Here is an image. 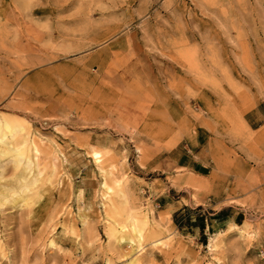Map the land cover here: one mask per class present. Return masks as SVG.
<instances>
[{"label":"rangeland","instance_id":"rangeland-1","mask_svg":"<svg viewBox=\"0 0 264 264\" xmlns=\"http://www.w3.org/2000/svg\"><path fill=\"white\" fill-rule=\"evenodd\" d=\"M3 118L41 150L0 158V264H264V166L230 174L264 160V0H0Z\"/></svg>","mask_w":264,"mask_h":264},{"label":"bare ground","instance_id":"bare-ground-1","mask_svg":"<svg viewBox=\"0 0 264 264\" xmlns=\"http://www.w3.org/2000/svg\"><path fill=\"white\" fill-rule=\"evenodd\" d=\"M29 129H30V127H27L26 125H23V124H20L16 121H13L10 118L0 119V158H2V156H5V155L8 157L9 156L13 157V159H11V160L14 161L15 167L21 170L18 177H20L22 175V173H24V171L26 173H29L33 166H34V168L35 167L37 168V166L34 163H33L34 164L33 166H31V164H32V162H35L34 156H36V155L34 153L37 154V152H39V149H40L39 148V142L35 137H33V134L31 135V133H30L31 129L30 130ZM37 158H39V157H37ZM91 158L93 160H95V162H100L101 155H100L99 151H97V150L92 151L91 152ZM41 169H43V168H40V170ZM38 171H39V169L36 172L37 175L35 176V178L31 179L30 185L28 187V192L27 193L24 192L23 197H20V198L13 200L15 207H19V206L21 207L23 205H27L29 203V201L31 200V198L37 194L39 186L43 182V178L45 176V172H44V174L43 173L41 174V172L38 173ZM51 174H48L47 177H50ZM101 175H102V173H101ZM109 175H110V172L104 171L103 176H102L103 179L101 182L102 183L101 186L104 189L103 195L106 198L111 192L109 189L112 188L111 185H108ZM119 181H120V179L116 178L114 180V183L116 182L117 185H119ZM0 204H4V201H2L1 199H0ZM133 216H134V214L130 212L129 213V219L131 220L130 224H132V226H131L132 229L135 230V233H137L138 231L136 230V226L134 225ZM118 241H122V242L128 241L129 243L132 244V239L130 237L125 236V235L124 236L121 235L117 239V242ZM211 248H212V246H211ZM132 252H135L134 249L132 250Z\"/></svg>","mask_w":264,"mask_h":264},{"label":"crops","instance_id":"crops-1","mask_svg":"<svg viewBox=\"0 0 264 264\" xmlns=\"http://www.w3.org/2000/svg\"><path fill=\"white\" fill-rule=\"evenodd\" d=\"M230 161H231L230 174L240 180L244 179L242 176H244L245 172H247L248 165L252 164L254 166L255 164L256 165L260 164L264 166V160H230ZM218 163H220L219 160H196L195 158H192L184 153H180L177 156V159L175 160L176 166L180 168L183 172L198 178H208V179H211L215 174H217V168L214 165ZM237 165L241 166L240 172H237L235 168H233L234 166ZM261 173H264V171H262Z\"/></svg>","mask_w":264,"mask_h":264}]
</instances>
